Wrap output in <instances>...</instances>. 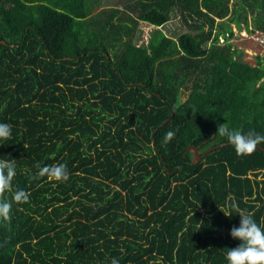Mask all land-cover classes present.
I'll return each instance as SVG.
<instances>
[{
	"label": "trees",
	"instance_id": "16d2710c",
	"mask_svg": "<svg viewBox=\"0 0 264 264\" xmlns=\"http://www.w3.org/2000/svg\"><path fill=\"white\" fill-rule=\"evenodd\" d=\"M104 1L0 0V159L16 160L0 264H227L239 217L219 207L230 194L264 227V152L186 151L229 143L221 123L264 135V56L230 42L264 34V0ZM59 162L67 181L38 175Z\"/></svg>",
	"mask_w": 264,
	"mask_h": 264
},
{
	"label": "clouds",
	"instance_id": "9594fccd",
	"mask_svg": "<svg viewBox=\"0 0 264 264\" xmlns=\"http://www.w3.org/2000/svg\"><path fill=\"white\" fill-rule=\"evenodd\" d=\"M217 133L226 135L229 143L234 147L238 155H249L264 146V135L254 132H242L238 129H230L226 123L218 124ZM12 135V126L6 122H0V142L8 140ZM174 133L168 131L165 134V141L172 137ZM15 159H0V191H7L11 187L12 180L16 175ZM38 166V175L46 176L48 179L56 181H67L69 172L64 163H54L52 165ZM30 194L17 189L12 193V199L16 202H26ZM10 209L7 199L0 200V217H6ZM219 209L227 217H231L234 210L239 217L238 223L229 229V235L238 243L233 248H228L225 253L227 264H264V227L259 225L253 215L241 208L236 199L229 194L225 198L222 208ZM111 264H120L115 257L111 259Z\"/></svg>",
	"mask_w": 264,
	"mask_h": 264
},
{
	"label": "rangeland",
	"instance_id": "374dc122",
	"mask_svg": "<svg viewBox=\"0 0 264 264\" xmlns=\"http://www.w3.org/2000/svg\"><path fill=\"white\" fill-rule=\"evenodd\" d=\"M125 2L126 0H105L103 2V5L105 7L107 6L124 7ZM250 19L251 17H249V20ZM154 29H156L155 26L149 25L145 22H140L138 26L137 34L134 38V43L137 45H147L148 39L150 38V35ZM162 29L166 34L172 37H178L180 34L188 31L189 28L183 24L180 16L176 14H172L171 20ZM243 29L239 31L234 26V37L231 39L230 42L241 48L244 51V53L248 55L246 59H252L258 53L264 56V49L259 51V48L263 46L262 40L264 34L261 33L259 34L257 32L254 34H250ZM236 56L238 59H240L242 56L241 52L238 53ZM185 98L186 97L183 96V100H185Z\"/></svg>",
	"mask_w": 264,
	"mask_h": 264
},
{
	"label": "water",
	"instance_id": "95a60500",
	"mask_svg": "<svg viewBox=\"0 0 264 264\" xmlns=\"http://www.w3.org/2000/svg\"><path fill=\"white\" fill-rule=\"evenodd\" d=\"M228 144H230V143H224V144H221V145H219V146H215V147H213V148H210L209 150H207L205 153H203V154H201L200 152H199V150H198V148H196V147H189L188 149H187V151H186V153H189L190 151H192L193 153H194V163H197V162H200L202 159H205L206 158V156L209 154V153H211V152H213L214 150H216V149H218V148H220V147H223V146H226V145H228ZM261 151H263L264 152V148L262 147V146H257Z\"/></svg>",
	"mask_w": 264,
	"mask_h": 264
},
{
	"label": "crops",
	"instance_id": "0c3cea01",
	"mask_svg": "<svg viewBox=\"0 0 264 264\" xmlns=\"http://www.w3.org/2000/svg\"><path fill=\"white\" fill-rule=\"evenodd\" d=\"M105 7V6H104ZM107 7H119V8H121L122 9V6H107Z\"/></svg>",
	"mask_w": 264,
	"mask_h": 264
},
{
	"label": "built area",
	"instance_id": "2783aa9c",
	"mask_svg": "<svg viewBox=\"0 0 264 264\" xmlns=\"http://www.w3.org/2000/svg\"><path fill=\"white\" fill-rule=\"evenodd\" d=\"M148 40H149V39H148ZM221 42L224 43V39H223V38H221ZM262 43H263V40H262ZM147 44H148V43H147Z\"/></svg>",
	"mask_w": 264,
	"mask_h": 264
}]
</instances>
